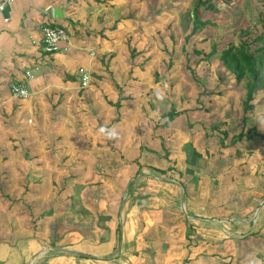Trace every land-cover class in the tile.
I'll list each match as a JSON object with an SVG mask.
<instances>
[{
	"label": "crops",
	"instance_id": "0c3cea01",
	"mask_svg": "<svg viewBox=\"0 0 264 264\" xmlns=\"http://www.w3.org/2000/svg\"><path fill=\"white\" fill-rule=\"evenodd\" d=\"M99 1L13 0L0 14V141L29 140L41 149L54 141L46 155L68 157L64 165L79 172L61 193L55 183L52 190L0 183V264H264L255 235L264 234V215L255 222L232 216V203L242 212L255 203L246 184L198 177L200 132L207 133L197 105L179 107L168 125L177 103L168 107L166 92L140 66L128 63L130 75L122 74L118 48L134 34L143 37L135 13L142 23L144 13L130 10L134 0ZM55 7L65 18L54 17ZM49 24L70 34L54 52L42 41ZM81 67L91 74L86 88ZM108 71L120 90L108 83ZM94 75L99 87L91 86ZM20 83L27 98L12 94ZM85 104L96 111L93 125L108 133L75 148L72 139L88 124ZM52 123L55 130L46 126Z\"/></svg>",
	"mask_w": 264,
	"mask_h": 264
},
{
	"label": "rangeland",
	"instance_id": "374dc122",
	"mask_svg": "<svg viewBox=\"0 0 264 264\" xmlns=\"http://www.w3.org/2000/svg\"><path fill=\"white\" fill-rule=\"evenodd\" d=\"M197 1H130V10L144 13V23L139 18L140 13H135V23L144 34H140L143 37L134 34L132 40L118 48L125 56L120 60L126 65L122 74H125L126 79L130 75L128 63L140 66L143 76L150 79L149 83L166 92L168 107L171 103H177V111L190 104L197 105L196 110L201 111V115L196 118H200L199 124L207 133L205 136L204 132H200L202 140L198 153V177L201 183L246 184L242 188H247L248 197L254 196L255 203L248 201L244 204L247 212H242L243 208L232 203V216L255 222L258 215H264V139L260 137L264 133V39L256 38L264 35V0H208L213 7L201 5L198 11L200 19L209 22L194 31L193 10ZM247 35L252 39L248 38L259 60L261 72L254 96L255 108L249 112L245 126L243 101L246 99L247 79L238 83L219 55L231 44L238 45ZM214 45H217V52L207 56ZM106 73L108 83L116 91L120 90L115 87L118 85L115 78L112 79L109 71ZM94 78L91 86L99 87L98 78L95 75ZM86 99L92 101L89 97L81 98L83 101ZM88 105L82 107L84 115L81 114L87 117L88 124L82 130L85 132L83 136L77 135L72 139V147L90 148L97 133H108L102 124L98 127L93 125V118L89 115L95 116L96 111ZM46 126L50 130L57 128L54 123ZM199 128L202 131V127ZM248 129H255L254 137L235 142L234 135ZM225 132L228 133L226 137ZM6 140L5 143L0 141V159L1 156L4 159L0 162L4 165L0 167V183H40L44 190H52L50 183H55L53 191L61 193L63 183L79 173L77 167L71 171L70 165H64L68 157L51 153L46 155V150L52 148L54 141H44L48 146L44 147V151L42 145L29 140ZM57 162L61 163V167L58 170L50 169ZM262 226L264 228V224ZM255 235H258L264 249V234ZM261 259L264 261V257Z\"/></svg>",
	"mask_w": 264,
	"mask_h": 264
},
{
	"label": "trees",
	"instance_id": "16d2710c",
	"mask_svg": "<svg viewBox=\"0 0 264 264\" xmlns=\"http://www.w3.org/2000/svg\"><path fill=\"white\" fill-rule=\"evenodd\" d=\"M100 2L99 0H97ZM204 5L207 8H212L213 5L208 0H198L196 3V8L193 10L195 13L194 19V27L193 30L197 31L201 26H205L209 21H202L200 19V14L198 11L199 6ZM53 25V24H49ZM240 41L238 45H230L226 49H224L219 57L226 68L232 72L235 76L236 81L240 83L242 80L247 79L246 82V99L243 101V121L244 125H247L248 122V114L253 111L255 108L254 105V96L258 87V82L260 79L261 69L259 67V60L256 58L255 54L251 49V42L248 40L250 35H247ZM257 39H264V35L256 37ZM251 39V38H250ZM252 40V39H251ZM264 49V46L262 47ZM134 50V49H133ZM135 51V50H134ZM217 52V45L213 46L211 52L207 54V56H212ZM134 54V53H133ZM112 104V103H110ZM117 107L121 106V103L118 102L115 104ZM179 112L176 111L175 108L167 114L169 125L171 121L178 115ZM256 131L255 129H248L247 131L242 130L239 134L234 135L233 139L236 141H241L244 139L251 140ZM225 137L228 135L227 132L224 133ZM262 139H264V133L260 135Z\"/></svg>",
	"mask_w": 264,
	"mask_h": 264
},
{
	"label": "built area",
	"instance_id": "2783aa9c",
	"mask_svg": "<svg viewBox=\"0 0 264 264\" xmlns=\"http://www.w3.org/2000/svg\"><path fill=\"white\" fill-rule=\"evenodd\" d=\"M13 0H4L0 3V14L6 10V7ZM70 40L69 31L59 25H46L42 29V41L47 52H54L59 48V45L64 41ZM93 54V53H92ZM80 74L81 87L86 88L91 81V74L83 67L78 70ZM27 76L31 78L30 73ZM12 94L18 98H27L30 95L29 89L24 83L14 84L11 88Z\"/></svg>",
	"mask_w": 264,
	"mask_h": 264
},
{
	"label": "water",
	"instance_id": "95a60500",
	"mask_svg": "<svg viewBox=\"0 0 264 264\" xmlns=\"http://www.w3.org/2000/svg\"><path fill=\"white\" fill-rule=\"evenodd\" d=\"M53 14L56 19H63L65 18L64 13L60 7H55L53 9Z\"/></svg>",
	"mask_w": 264,
	"mask_h": 264
}]
</instances>
